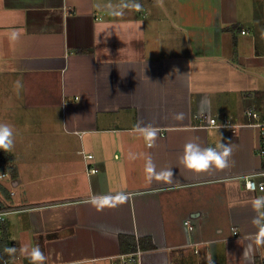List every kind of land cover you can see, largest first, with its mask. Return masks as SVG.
<instances>
[{"label": "crops", "instance_id": "0c3cea01", "mask_svg": "<svg viewBox=\"0 0 264 264\" xmlns=\"http://www.w3.org/2000/svg\"><path fill=\"white\" fill-rule=\"evenodd\" d=\"M247 109L264 114V0H0V123L18 168L2 232L17 251L2 264H32L36 246L44 264H111L131 252L124 235L141 264L264 263V191L242 179L264 170ZM138 122L159 128L153 147ZM193 139L231 144L235 163L187 171ZM148 159L175 182L150 181ZM121 192L114 208L90 202Z\"/></svg>", "mask_w": 264, "mask_h": 264}, {"label": "clouds", "instance_id": "9594fccd", "mask_svg": "<svg viewBox=\"0 0 264 264\" xmlns=\"http://www.w3.org/2000/svg\"><path fill=\"white\" fill-rule=\"evenodd\" d=\"M135 7L139 9V5L136 4ZM18 34L13 33L12 38H17ZM16 86L20 87V82H16ZM176 120H183L184 114L177 113L175 115ZM133 131L139 132L146 143V145L151 148L155 145L158 135L159 128L152 125H143L142 122H138ZM15 147V135L14 128L8 123H0V151L5 153L11 152ZM233 156V146L229 143H220L216 148L213 147H202L200 143H197L194 139L189 140L184 145V150L182 155L179 157V165L191 173L200 174L206 173L214 170H224L230 165L234 164L232 160ZM135 159V156L131 157ZM145 173L147 178L155 180L158 182H163L166 184L174 183V171L173 168L157 170L155 163L148 159L145 163ZM128 199V194L117 193L115 195H104V196H93L91 203L93 206L98 208H114L118 204L126 202ZM253 207L257 210L264 208V197H256L252 201ZM253 224L258 226V233L256 235L255 243L257 245L264 244V212L253 218ZM251 245H249V248ZM249 248H245L243 255L247 256ZM4 251L9 255H14L16 253L15 248H5ZM26 251V249L21 250ZM28 256L32 264H44L46 261L45 254L41 251L39 246L33 247L28 253Z\"/></svg>", "mask_w": 264, "mask_h": 264}, {"label": "built area", "instance_id": "2783aa9c", "mask_svg": "<svg viewBox=\"0 0 264 264\" xmlns=\"http://www.w3.org/2000/svg\"><path fill=\"white\" fill-rule=\"evenodd\" d=\"M245 34V32H242ZM245 116L249 119V126L258 128L260 137V143L258 146V153L264 157V114L259 110L247 109L245 111ZM216 119H211L210 124L212 126L217 125ZM223 127H228L232 129L233 132L238 130L240 125H233L228 119H224L221 123ZM86 158L93 159V155L88 154ZM88 173H97L96 168L87 167ZM6 174H3L2 178H5ZM258 177H261L258 179ZM246 190L248 191H264V170L260 171L258 174L244 175L242 177ZM15 212L14 210L7 209L0 211V237L2 236L3 227L8 221V216ZM235 235H238V232L234 231ZM142 252L140 250L125 253L120 255L116 260L112 261L111 264H141ZM264 264V263H262Z\"/></svg>", "mask_w": 264, "mask_h": 264}, {"label": "trees", "instance_id": "16d2710c", "mask_svg": "<svg viewBox=\"0 0 264 264\" xmlns=\"http://www.w3.org/2000/svg\"><path fill=\"white\" fill-rule=\"evenodd\" d=\"M14 161V157L10 152L5 153L0 151V174H6L8 172L12 178L17 177L18 168L14 164ZM10 197L9 188L0 183V211L7 208L6 202L7 200H10ZM8 241L6 232H4V234L0 237V264L9 258V254L4 251L5 248L9 247ZM124 244H128L125 249ZM121 246L123 248V252L125 250L134 252L139 245H137L134 237L124 235L121 237Z\"/></svg>", "mask_w": 264, "mask_h": 264}, {"label": "rangeland", "instance_id": "374dc122", "mask_svg": "<svg viewBox=\"0 0 264 264\" xmlns=\"http://www.w3.org/2000/svg\"><path fill=\"white\" fill-rule=\"evenodd\" d=\"M3 174H0V183L3 184L5 183V179L7 180H10V174L7 172V176L5 178H2Z\"/></svg>", "mask_w": 264, "mask_h": 264}]
</instances>
